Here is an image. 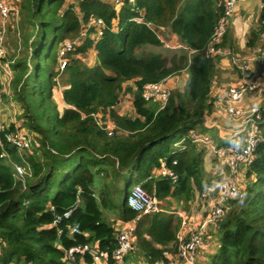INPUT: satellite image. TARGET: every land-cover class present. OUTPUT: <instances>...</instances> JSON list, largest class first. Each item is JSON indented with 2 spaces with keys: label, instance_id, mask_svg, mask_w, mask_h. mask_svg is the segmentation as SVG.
Masks as SVG:
<instances>
[{
  "label": "trees",
  "instance_id": "16d2710c",
  "mask_svg": "<svg viewBox=\"0 0 264 264\" xmlns=\"http://www.w3.org/2000/svg\"><path fill=\"white\" fill-rule=\"evenodd\" d=\"M134 6L139 12L127 1L116 6L113 0L16 4L13 52L7 58L12 76L6 78L31 138L29 150L16 160L28 174L16 177L11 158L18 147L7 142L5 134L18 128L11 124L0 129V264H92L88 254L65 260L63 249L85 243L110 256L116 246L115 228L101 208L108 187L122 178L119 218L129 221L138 216L127 206L129 184L140 173L147 176L142 185L155 194L160 210L139 216L137 253L128 254L124 262L129 257L154 264L164 251H176L180 218L170 203H161L172 198L186 204L205 184L203 150L189 139L182 149L174 144L212 111L209 93L218 56L206 57L205 49L222 8L219 0H134ZM139 14L143 20L134 21ZM92 19H102L100 34L96 25H89ZM159 26L169 27L186 48H166ZM84 30L64 53L66 65L60 69L62 43ZM260 30L259 20L247 46L257 43ZM222 39V46L232 45L228 32ZM89 51L96 58L91 65L84 58ZM259 63L264 73V61ZM183 70V90H171L163 106L142 96L144 84ZM126 82L134 88H124ZM59 85H64L61 110L54 99ZM123 90L132 93L129 114L119 111ZM261 113L262 140L238 180L244 200H232L218 222V248L210 264H264V105ZM106 125L114 126L112 135ZM162 159L177 173L176 182L158 176ZM96 175L101 182L94 188ZM69 209V217L53 224ZM75 222L80 231L70 233L66 226Z\"/></svg>",
  "mask_w": 264,
  "mask_h": 264
},
{
  "label": "built area",
  "instance_id": "2783aa9c",
  "mask_svg": "<svg viewBox=\"0 0 264 264\" xmlns=\"http://www.w3.org/2000/svg\"><path fill=\"white\" fill-rule=\"evenodd\" d=\"M127 1L132 9L139 12V9L134 6V0H113V4L118 6ZM238 0H219L222 8V14L210 35L205 49L206 57L227 56L230 63L236 70L238 82L231 85L226 90L224 111L227 116L237 118L239 126L233 135L223 144L214 143L206 135L200 134L196 129L191 130L186 136L177 141L174 146L179 148L184 147V140L206 146L212 155L215 157L214 171L219 172L220 178L205 186L201 194L204 200L205 216L196 223L187 236L181 234L176 235V251L163 252V257L159 258L154 264H195L197 260L198 250L204 246L206 242V229L210 223H218L223 216L232 200L240 195L238 179L241 176L242 169L250 166L254 160V151L258 143L262 140L259 132V124L262 120L261 106L244 105V100L250 94H262L263 88L254 82L249 66L250 60L264 61V10L260 19V39L261 44L253 48L250 57L247 59L235 54L232 50L223 48L221 40L226 33L227 24L230 16L233 14ZM16 12V9L11 7L5 0L0 1V16L6 19L10 13ZM136 22L143 20L142 14L133 18ZM89 25L98 27L100 34V26H103L102 19H92ZM148 26L154 28L149 22ZM160 28V27H159ZM4 30L0 31V75H5L8 79L12 76L10 64L4 60L6 49L4 46ZM85 35V30L81 31L79 37L73 40H65L59 51L58 64L59 68L63 69L66 65V59L63 55L76 44L77 40ZM159 35V34H158ZM160 40L163 42L162 38ZM164 43V42H163ZM166 48H186L184 45L176 47L164 43ZM195 50L190 49L189 52ZM165 80V79H164ZM164 80L158 82H149L142 87V96L146 100L159 102L163 106L169 98L170 89L164 84ZM100 125V121L96 120ZM113 125H106L108 135L113 133ZM1 129V128H0ZM5 139L10 144L27 149L30 145V137L23 131L17 130L5 134ZM16 177H23L28 174L24 166L13 164ZM158 176L169 178L172 182L178 179L177 173L170 168L165 159L160 160V167L157 171ZM214 189L217 193L214 194ZM127 206L138 212V216L129 221L120 222L115 227L116 246L107 255L104 250H98L92 244H76L63 249L66 261H73L76 255L88 254L92 258V264H123L124 258L137 249L135 239V228L137 220L141 214L154 213L160 210L159 200L153 193L146 191L142 184H134L127 195ZM72 209L65 211L62 216H56L53 224L59 222L62 218L69 217ZM70 233H79V224L77 222L66 226Z\"/></svg>",
  "mask_w": 264,
  "mask_h": 264
},
{
  "label": "crops",
  "instance_id": "0c3cea01",
  "mask_svg": "<svg viewBox=\"0 0 264 264\" xmlns=\"http://www.w3.org/2000/svg\"><path fill=\"white\" fill-rule=\"evenodd\" d=\"M5 1L11 7L15 8V6L11 3V0H5ZM263 10H264L263 0H238L236 8L228 20L227 30H226V32L229 33L230 39L232 40V45L230 46L229 44H226L222 46L221 44V46L223 48L232 50L235 54L241 57H245L248 59L252 53L253 48L258 46V43L261 42V39H257V43L253 47L247 46L249 36H251L253 32L256 31L258 28V23L262 16ZM13 18H14L13 13H10L6 19H3L0 16V31L4 30L3 43L6 49L5 59L8 62H9V60L7 59L8 55H10L13 51L9 53L7 48L13 49V43H11V40L7 41L6 37H7V32L8 34L9 32L13 33L12 28H11L12 23H13V21L11 20H14ZM159 27L160 28H159L158 33H160L159 36L160 38H162L164 43L166 42L169 45L174 46V47L178 45H183L178 39V37L170 31L169 27L167 26H159ZM172 49H176V48H172ZM153 50L159 51V48H155ZM95 60L96 58L94 55V61ZM249 66H250V70L252 73V79L254 80L255 83H257L263 88V92L262 94L248 95L246 99L244 100V105L262 106L264 105L263 68L261 67L260 63L256 60H250ZM180 76L183 77V80H184L183 83H181L182 80L179 78ZM186 76H187V73L185 70L180 71L179 73L170 75L167 78H165L164 84L167 87H169L171 90L175 88V89H179L182 91L184 88ZM237 82H238V75H237L236 70L231 65L230 59L225 55L218 56L217 65H216V74L213 79L210 93H209L210 98L213 100V108H212L211 113L204 115V119L202 120V122H200V124H198L196 129L200 134L206 135L214 143H217L219 145L226 142L233 135V133L239 126V120L237 118H231L227 116L224 111L226 90L229 86L234 85ZM180 86H183V87L179 88ZM9 88H10V84L6 76L0 75V90L2 89V92L5 93V89H7L8 92L11 91ZM63 88H64V85H59L54 90V94L59 92L60 97H61V90ZM9 93L5 95H8ZM8 96L12 98L10 94ZM54 99L57 102L59 109L61 110L62 107L64 106L62 101L60 100L61 104H59L55 95H54ZM0 111H1L0 114H4V116H6L5 114L8 112V111L3 112V110H0ZM21 118H22V125H23L24 119L22 117V110H21ZM0 122H3V118H0ZM10 125L11 124H8V123L6 124L0 123V128H7ZM19 129H22L23 133L29 134L28 130L25 127H22ZM197 146L204 149L206 152V153L204 152L205 155H203V159H204L203 171H204L205 184H204L202 191L195 190L197 199L194 200L193 202H190L192 201L190 199L186 203L189 208H185V206L182 205L183 202H181V205L177 206V208L175 206H172V208L174 207L173 208L174 213H176L178 217L180 218V225L176 231V235L181 234L182 236H187L189 230H191L192 227H194L196 223L200 222L203 219V217L205 216V206H204V200L202 199L201 194L204 191V188L206 185L212 184L220 178V174L218 170L217 172L214 171V167H216L215 160H214L215 157L212 155L210 150L206 146H203L201 144H197ZM216 193H217V189H214V194ZM191 203H196L197 206L194 207L193 204ZM120 222H124V220H121L119 217L118 218L116 217V219L113 222L111 221V225L115 228L117 224ZM217 226H218V223L208 224L207 229H206V242L207 243L198 250L197 260L195 264H210L212 256L216 253L217 248H218V237H217L218 227ZM136 251L137 249L134 252ZM133 256H136L135 253L133 254ZM126 261L127 262H123V264H145L144 260L140 258H137V261H133L132 258L128 257Z\"/></svg>",
  "mask_w": 264,
  "mask_h": 264
},
{
  "label": "rangeland",
  "instance_id": "374dc122",
  "mask_svg": "<svg viewBox=\"0 0 264 264\" xmlns=\"http://www.w3.org/2000/svg\"><path fill=\"white\" fill-rule=\"evenodd\" d=\"M18 1L19 0H11V3L14 6H16V4H18ZM75 1L76 0H67V2H69V3L70 2H75ZM11 21H13V20H11ZM6 39H7V41H9V40L12 41L13 33L9 32V34H8V32H7ZM17 47H18V50H19L18 52H16L17 53V57H18L21 54V47H20L19 44H18ZM163 48H165V47H162L159 50H161ZM7 50H8L9 53H11L13 51V49H8V48H7ZM84 58H86L85 60H87L88 64L91 65L94 62V53L92 51H89V53L84 55ZM179 78L182 80L181 83H183V81H184L183 77L180 76ZM123 86H124V88L127 87V86H130L132 89L134 88L132 82H126V83H124ZM182 87L183 86H180L179 88H182ZM6 90L7 89H5V93L2 92V89L0 90V110H3V112L4 111H6V112L8 111L5 114L7 117L4 116V114H0V118H3V122H0V123H3V124H6V123L12 124L13 123L18 128V130L23 131L22 129H19V128L23 127L20 107L18 106V103L13 98H10L8 96L9 94L11 95V91H9L10 92L9 93L8 90L7 91ZM170 91H171V89H170ZM7 93H9V94L5 95ZM54 95L56 96V99L58 100L59 104H61V101H60L61 97H60L59 92L55 93ZM120 98H121V103L119 104V111L127 113V114L132 113V107H131L132 93L127 91V90H123L122 93H121V97ZM155 104L159 105L160 103L158 102V104L157 103H155ZM155 104L153 102L152 106L155 105ZM99 114H100L99 116L102 115L101 113H99ZM96 117L99 119V117L97 115H96ZM104 118H106V117H104ZM29 137H30V135H29ZM197 149L198 150H203V152H205V150L200 148L199 146H197ZM28 150H29L28 148L27 149L18 148L15 156L13 158H11V160H12L11 162L14 163V161H15V163H16L17 161L22 159L24 154H25V152H27ZM205 153H204V155H205ZM203 161H204V159H203ZM202 164H203V162H202ZM146 178H147V176L142 174V173H140L138 175H135L132 178V180H131V182L129 184V189H131V187L134 184H136V183L143 184V182L146 180ZM98 181L101 182V178L98 175H96L95 179H94V183H93V187L94 188H96V185H97ZM245 182H246V180H243V185H242L243 187H244V183ZM241 184H242V182H241ZM123 188H124V182L122 181V178H121L120 181H117V182H115L113 184H110V186L108 187L109 193L107 192L108 195H106L108 197L106 199V205L102 206L101 208H102V210L104 212V215H105L106 219L108 221H110V222L111 221L113 222L116 219V217L117 218L119 217V214H120V211H121L120 208H121V203H122V194H123L122 190H123ZM239 188H240V195H239L238 201H243L244 200V195L242 193L243 190H241V185L239 186ZM190 199L192 200L190 202H193L194 200L197 199L195 191H194V194L192 195V197H190ZM169 200H168V198L162 200V203H161L162 206H166L168 203H170L172 206H175L177 208V203H178V206L181 205V201H178V200L172 199V198H169ZM197 202H198V200H197ZM191 204H193L194 207L197 206L196 203H191ZM182 205H184L185 208H189L187 206V204H185L184 202H183Z\"/></svg>",
  "mask_w": 264,
  "mask_h": 264
}]
</instances>
